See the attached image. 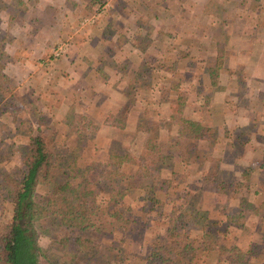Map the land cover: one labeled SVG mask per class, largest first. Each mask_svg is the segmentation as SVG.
I'll list each match as a JSON object with an SVG mask.
<instances>
[{
	"label": "crops",
	"instance_id": "obj_1",
	"mask_svg": "<svg viewBox=\"0 0 264 264\" xmlns=\"http://www.w3.org/2000/svg\"><path fill=\"white\" fill-rule=\"evenodd\" d=\"M77 1L83 9L88 0ZM107 1L108 11L98 12L93 24L87 11H65V90L71 96L78 87L77 94L86 95L76 103L97 128L96 145L117 152L113 143H128L138 152L150 131L156 132L158 144L167 143L179 133L170 114L185 88V116L198 118L209 100L213 137L200 141L224 139L223 154L238 145L232 159L221 158L235 177L248 176L252 201L264 200V0ZM83 16L89 17L80 21ZM218 26L224 34L223 65L211 85L201 63L214 59ZM215 193L207 191L201 201L216 199ZM239 196L234 195L235 204ZM248 213V221L259 224L264 235V216ZM260 255L264 259V251Z\"/></svg>",
	"mask_w": 264,
	"mask_h": 264
},
{
	"label": "rangeland",
	"instance_id": "obj_2",
	"mask_svg": "<svg viewBox=\"0 0 264 264\" xmlns=\"http://www.w3.org/2000/svg\"><path fill=\"white\" fill-rule=\"evenodd\" d=\"M90 1L85 2L86 5ZM106 3L107 0L96 1L91 10H86L80 8L77 0H0V59L11 85L10 91H3L5 86L0 80V226L7 218L9 206L2 192L1 177L3 173L22 176L23 154L31 134L42 130L51 140L57 176L65 177L70 172L68 163L72 159L84 163L101 160L107 153L93 141L97 128L88 122V113L76 103L77 98L84 95L86 99V95L81 94V90L77 94L78 87L71 96L65 90V41L69 40L65 37V11H91L88 12L90 15H98L105 10ZM88 17L83 16L80 21H86ZM137 21H143L141 16ZM109 33L111 31L107 29ZM112 49L109 48V52ZM185 74L190 77L189 73ZM66 106H69L67 111ZM169 140L161 142L162 148H167ZM224 142L217 137L208 142L193 141L184 161H181L180 153L174 154L173 157H180V160L170 158L171 169L164 168L163 171L166 175H170V170L176 174L166 190L158 191L159 202L148 200L147 194L139 188L131 189L119 201L112 203L100 191L101 200L125 210L129 222L124 228L116 227L111 231L77 229L63 224L57 217L37 218L34 225L40 247L38 264H149L150 249L160 240L167 226L184 220L191 209L207 211L209 226L216 230L219 243L223 248L242 246L244 258L230 263L219 257L218 251L206 254L198 249L189 264H264L260 255L264 251V235L258 231L260 225L248 221L247 211L238 215L234 200L237 193L254 199L253 186L246 188L248 177L238 179L229 171L232 166L224 164L222 156L228 161L240 151V147L234 145L223 154ZM112 146L117 152H137L128 143L117 142ZM174 149L179 151L177 147ZM135 167V164L127 163L123 168L134 171ZM237 181L239 188L234 190ZM214 190L216 199L211 197L201 201L202 194L207 191L214 193ZM42 192L43 189L39 193ZM200 235L199 228L191 229L190 236L195 245L200 244Z\"/></svg>",
	"mask_w": 264,
	"mask_h": 264
},
{
	"label": "trees",
	"instance_id": "obj_3",
	"mask_svg": "<svg viewBox=\"0 0 264 264\" xmlns=\"http://www.w3.org/2000/svg\"><path fill=\"white\" fill-rule=\"evenodd\" d=\"M96 1L100 0H91L84 8L91 10ZM214 39L217 51L213 61L210 64L201 63L211 85L217 83L219 70L223 65L224 34L220 26L214 28ZM3 67L0 59V80L5 86L2 90L8 92L11 85ZM177 83L173 87H177ZM205 101L206 107L201 115L193 118L182 113L184 97H180L177 108L170 114L171 120L180 125L179 133L169 136L167 148H162L156 142V132L150 131L136 155L126 151H109L101 160L78 163L72 159L68 163L70 172L65 177L54 173V147L46 133L38 130L31 134L23 154L22 176L3 173L1 177L2 192L9 206L7 218L0 226V264H38L40 247L34 225L37 218L52 216L77 229L111 231L116 227H126L129 219L125 210L113 207L110 203L119 201L131 189L139 188L147 194L148 200L159 202L158 191L166 190L174 180L172 176L176 174L173 170H170V175L163 173L164 168L172 167L170 158L180 153L181 161H184L191 142L213 137L209 100ZM117 123L123 126L124 121L118 118ZM126 163L136 165L133 172L124 170ZM238 188L237 181L234 190ZM41 189L43 192L39 193ZM100 191L106 194L110 203L99 198ZM237 208L238 215L248 211L264 216V200L255 203L246 194H240ZM191 210L184 220L171 222L167 226L160 240L150 249L147 257L149 264H189L197 255L198 249L206 254L218 251L219 257H224L230 263L243 260L244 251L241 247L233 245L223 248L219 243L216 230L209 226L207 211ZM194 227L201 230L199 245H195L190 236Z\"/></svg>",
	"mask_w": 264,
	"mask_h": 264
},
{
	"label": "built area",
	"instance_id": "obj_4",
	"mask_svg": "<svg viewBox=\"0 0 264 264\" xmlns=\"http://www.w3.org/2000/svg\"><path fill=\"white\" fill-rule=\"evenodd\" d=\"M95 17V13H92V15L90 16V21H93Z\"/></svg>",
	"mask_w": 264,
	"mask_h": 264
},
{
	"label": "water",
	"instance_id": "obj_5",
	"mask_svg": "<svg viewBox=\"0 0 264 264\" xmlns=\"http://www.w3.org/2000/svg\"><path fill=\"white\" fill-rule=\"evenodd\" d=\"M20 222L22 223V220H20Z\"/></svg>",
	"mask_w": 264,
	"mask_h": 264
}]
</instances>
